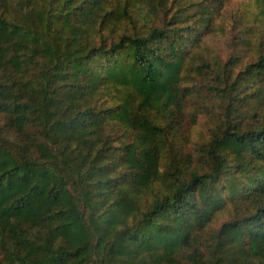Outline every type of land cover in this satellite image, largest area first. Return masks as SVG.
<instances>
[{
    "label": "trees",
    "instance_id": "obj_1",
    "mask_svg": "<svg viewBox=\"0 0 264 264\" xmlns=\"http://www.w3.org/2000/svg\"><path fill=\"white\" fill-rule=\"evenodd\" d=\"M224 1L0 0V264H264V48L199 50Z\"/></svg>",
    "mask_w": 264,
    "mask_h": 264
},
{
    "label": "rangeland",
    "instance_id": "obj_2",
    "mask_svg": "<svg viewBox=\"0 0 264 264\" xmlns=\"http://www.w3.org/2000/svg\"><path fill=\"white\" fill-rule=\"evenodd\" d=\"M258 10L256 0H225L214 18V28L202 36L199 50L211 62L214 58L223 62L236 59L232 67L235 73L239 72L249 62L256 60L261 48H264V16ZM214 78L209 75L197 78V91L186 99L180 123V145L192 153L196 163H199L197 155L200 146L211 138L223 112L220 98L208 89V83L213 82ZM196 113L193 120L192 114ZM3 121V114L0 113V122Z\"/></svg>",
    "mask_w": 264,
    "mask_h": 264
}]
</instances>
